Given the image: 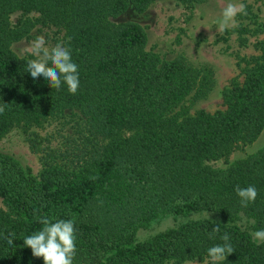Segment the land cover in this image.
<instances>
[{
	"label": "trees",
	"instance_id": "trees-1",
	"mask_svg": "<svg viewBox=\"0 0 264 264\" xmlns=\"http://www.w3.org/2000/svg\"><path fill=\"white\" fill-rule=\"evenodd\" d=\"M154 1L0 0V105L8 104L0 138L18 127L31 135L32 126L65 111L77 116L76 136L63 148L31 140V149L44 153L38 176L0 152V264H44L23 245L42 229L38 216L75 221L73 264H212L207 251L223 243L224 233L234 253L219 264H264V242L251 235L264 229V145L223 169L205 164L253 143L264 129V25L242 81L222 89L223 108L174 112L191 92L208 93L211 70L161 58L146 48L140 24L111 21ZM37 24L64 31V47L78 65L75 95L66 84L56 90L44 77L32 78L27 61L35 57L12 51ZM249 185L258 196L242 207L235 189ZM159 217L173 225L139 236ZM217 224L220 232L210 239Z\"/></svg>",
	"mask_w": 264,
	"mask_h": 264
},
{
	"label": "rangeland",
	"instance_id": "rangeland-1",
	"mask_svg": "<svg viewBox=\"0 0 264 264\" xmlns=\"http://www.w3.org/2000/svg\"><path fill=\"white\" fill-rule=\"evenodd\" d=\"M229 2L230 0H204L201 3L184 5L177 0H155L143 12H137L130 6L123 14L111 19L114 23L134 21L140 24L146 32V48L156 52L161 58L182 57L191 67H206L211 70L213 84L208 93L204 97L196 98L191 92L174 112H187L192 115L201 109L214 112L223 108L222 89L232 79L241 82V70L246 60L259 54L257 42L263 34L257 31L262 30L264 25V0H231L244 4L248 17L240 18L237 15L228 28L219 31L216 20ZM19 18L20 14L14 13L11 17L12 23L16 24ZM240 28L247 31L240 34ZM38 35L45 37L47 46H55L57 43L64 46L63 30L37 24L28 37L11 44L12 51L19 57L32 55L27 49ZM76 120L77 116L65 111L40 126H32L29 129L33 133L31 135L24 133L19 127L14 128L0 138V152L12 156L24 169H30L34 176H38L43 168L44 153L33 151L31 140H35L40 147L61 149L67 138L76 136ZM263 145L264 129L253 143L235 148L226 158L205 161V164L223 169L227 163L245 158ZM0 208H5L1 199ZM173 222L170 217H159L138 234L142 237L151 235L172 226ZM163 264L177 263L167 261Z\"/></svg>",
	"mask_w": 264,
	"mask_h": 264
},
{
	"label": "clouds",
	"instance_id": "clouds-1",
	"mask_svg": "<svg viewBox=\"0 0 264 264\" xmlns=\"http://www.w3.org/2000/svg\"><path fill=\"white\" fill-rule=\"evenodd\" d=\"M247 15L244 4L234 2L227 3L222 9L220 17L216 20L218 30L223 31L235 21L237 15ZM35 58L27 61V72L36 79L44 77L47 84L53 89L60 90L62 84L67 85L70 94L75 95L80 86L78 65L73 62L71 51L61 43L55 46H47L43 35L36 36L28 47ZM51 65V66H49ZM8 104L0 105V114L5 112ZM240 198L241 206L247 207L249 203H254L258 191L254 185L235 189ZM39 223L43 225L42 229L26 236L23 239V245L32 250L36 258H43L44 264H73L76 255V229L74 220H56L53 222L47 216L37 217ZM220 232L219 224L212 229L209 234L210 239H214ZM253 241L264 242V229L251 233ZM15 233L5 236L8 245H13ZM222 244H216L207 251L212 264L227 260V257L234 253L232 245L229 243L230 237L227 233L220 236ZM184 264H191L186 260Z\"/></svg>",
	"mask_w": 264,
	"mask_h": 264
}]
</instances>
